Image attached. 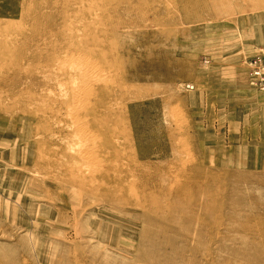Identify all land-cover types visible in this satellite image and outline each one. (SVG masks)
I'll use <instances>...</instances> for the list:
<instances>
[{
	"label": "rangeland",
	"instance_id": "rangeland-1",
	"mask_svg": "<svg viewBox=\"0 0 264 264\" xmlns=\"http://www.w3.org/2000/svg\"><path fill=\"white\" fill-rule=\"evenodd\" d=\"M261 48L264 0H0V264H264Z\"/></svg>",
	"mask_w": 264,
	"mask_h": 264
},
{
	"label": "built area",
	"instance_id": "built-area-1",
	"mask_svg": "<svg viewBox=\"0 0 264 264\" xmlns=\"http://www.w3.org/2000/svg\"><path fill=\"white\" fill-rule=\"evenodd\" d=\"M248 77L250 83L264 93V48L252 56L249 62ZM187 87L193 88V85L187 84Z\"/></svg>",
	"mask_w": 264,
	"mask_h": 264
},
{
	"label": "bare ground",
	"instance_id": "bare-ground-1",
	"mask_svg": "<svg viewBox=\"0 0 264 264\" xmlns=\"http://www.w3.org/2000/svg\"><path fill=\"white\" fill-rule=\"evenodd\" d=\"M79 65V64H78ZM73 67V66H72ZM82 68V67H81ZM84 68V67H83ZM80 69V68H79ZM73 70V69H72ZM75 70V69H74ZM86 70V69H85ZM75 71H77V72H79L78 70H75ZM81 71H82V69H81ZM77 72H75V73H77ZM90 72V71H89ZM79 73H81V72H79ZM89 74V73H88ZM78 75V74H77ZM80 76V75H79ZM82 76V75H81ZM86 79V78H85ZM84 80V79H83ZM78 88H80V87H78ZM75 90H76V88H75ZM83 90V89H82ZM82 90H79L80 92L82 91ZM78 91V92H79ZM72 92H75V91H72ZM78 92H77V95H78ZM80 92H79V94H80ZM83 93V92H82ZM76 94V93H75ZM73 95V94H72ZM84 95V94H83ZM75 97H77V96H75ZM77 99H79L78 97H77ZM72 105V104H71ZM71 107V106H70ZM79 107H80V105H79ZM79 107H77V109H79ZM72 110V109H71ZM74 110V109H73ZM78 142V141H77Z\"/></svg>",
	"mask_w": 264,
	"mask_h": 264
}]
</instances>
